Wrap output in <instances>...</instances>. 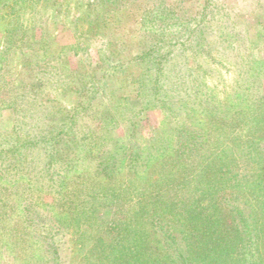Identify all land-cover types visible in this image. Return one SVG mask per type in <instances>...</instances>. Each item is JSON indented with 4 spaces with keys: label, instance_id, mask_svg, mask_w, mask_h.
Masks as SVG:
<instances>
[{
    "label": "rangeland",
    "instance_id": "obj_1",
    "mask_svg": "<svg viewBox=\"0 0 264 264\" xmlns=\"http://www.w3.org/2000/svg\"><path fill=\"white\" fill-rule=\"evenodd\" d=\"M172 32L182 35L179 41L184 46L156 50L171 51L168 58L173 61L165 67L174 71L172 75L179 72L172 87H195L203 81L216 103L232 98L237 106L242 100L239 108L244 117L239 119L236 115L237 119L231 120V126L224 131L222 123L206 120L205 124H210L205 131L207 146L201 150L204 154L190 161L167 159L146 150L149 144L160 140L161 126L170 124V118L161 109L150 107L134 113L135 131L131 136L130 124L121 120L124 113L138 109V87L144 89L152 81L153 71L148 70L149 62L145 60L147 52L158 49V44L168 40ZM196 32L201 34L199 40L205 38L201 43L209 45L204 51L202 44H197ZM253 60L257 65L252 64ZM33 70L40 71V79L35 88L30 87L32 93H26L27 98L22 99L24 106L30 105L29 101L40 103L49 115L38 110L36 114L27 111L23 112L26 116L15 117L16 100L10 96V89L16 85L11 84H15L19 74L26 77ZM81 103L90 106V113L76 123L65 122L66 112L72 113ZM125 105L127 109L120 110ZM253 120H264V0H0V150L16 149L18 139L22 143L40 136L41 140L48 136L47 126L56 131L64 122L66 133L70 134L79 135L90 126L107 128L105 135L113 141L100 150H115L117 160H123L112 176L105 177L104 173L96 174V163L87 158L82 168L64 172L60 182L42 168L45 150L39 154L22 148L20 154H8L6 164L11 168L34 164L23 168L26 170L16 177L0 169V264H53L48 251L52 248L58 252V264H106L96 257L105 235L116 239L113 246L121 248L139 246L134 238L139 239L141 232L155 234L150 210L155 211L156 202L164 228L178 230L187 223L191 209L190 214L181 210L164 215L162 206L182 198L203 201L204 194L198 190L204 188L205 180L198 187L200 177L186 176L187 183L195 180L193 187H168L162 182V175L176 167L190 169L199 164L202 168V160L219 157L221 153H225L223 161L227 168L222 181L233 185L232 194L240 193L243 200L256 205L260 216L264 215V209L254 204L250 195L256 189L255 178H264V162L245 161L244 153L253 152L252 147L240 148L245 142L258 143L253 147L264 153V134L255 141L243 140L247 137L243 127ZM67 142L63 139L57 145V157L62 163L75 151ZM134 145L141 162L132 166L128 160ZM234 158L236 167L232 164ZM212 179L211 183L218 181ZM9 198L17 201L16 206L39 204L38 213L65 216L70 225L67 229H54L51 248L47 246L49 233L45 235V228L51 224L48 219L40 223L43 228L33 225L31 229L25 220L26 213L13 212ZM258 227L255 229L261 233L252 231L247 238L259 244V253L255 258L247 255V264H264V226L262 230ZM29 231L36 232L35 237L30 238ZM124 234L128 239L122 237ZM150 241L145 246V258L151 259L158 252L166 254L160 247L151 255L156 246ZM256 244L249 242L248 246ZM169 261L159 262L173 264V260Z\"/></svg>",
    "mask_w": 264,
    "mask_h": 264
},
{
    "label": "trees",
    "instance_id": "obj_2",
    "mask_svg": "<svg viewBox=\"0 0 264 264\" xmlns=\"http://www.w3.org/2000/svg\"><path fill=\"white\" fill-rule=\"evenodd\" d=\"M192 33L193 31L190 32V34ZM202 34L204 35L206 32L202 30ZM196 35L198 36L199 41L197 44L204 43V36H202V38L199 40L201 34L196 32ZM181 36L182 35H179L177 32H172L168 40L158 44L160 45L159 48L157 47L158 49L149 50L147 52L145 60L147 64L149 62L148 70L153 71L151 74L152 77L150 79V81H152L148 83L144 89H140L138 87V109H131L129 114L124 113L121 120L123 123L127 122L130 124V128L132 130H129V136H131V132L135 131L134 126L136 122L134 121V113L143 109H148L150 107L161 109L164 114L170 118L171 125H162L160 128V140L149 144V147L146 148V150L148 149V153L150 150L154 153L165 156L167 159H171V157H173L174 159L190 161L192 158L204 154V152L202 153L201 150L205 148V145L207 146L205 131L207 126L210 124L207 123L206 125V120L207 122L210 121L216 124L222 123L223 127L221 131H224L225 128L231 126L229 124L231 120L237 119L235 118L236 115L241 117L239 119H242L244 116L240 114L241 112L239 108V105H242V100L237 103V106L233 103L232 98L229 100L225 99L222 103H219L218 101L216 103L210 92H206L207 86L203 81L198 84L196 83L195 87L192 86L185 88L183 87L184 84L182 87H172L173 84L171 83L174 82L173 78H177L179 72L176 75H172L174 71L171 72V70H168L165 67L167 63L173 61V59L168 58L171 51L167 52L165 50V52L160 53L156 50L162 49L163 47L173 48L178 46L179 48V46H184V44H182V42L180 43L179 41V37ZM197 44L196 46H199ZM200 47H202L201 50L204 51V48L209 47V45L206 46V44H202ZM256 63L257 62L254 60L252 61L253 65H257ZM39 73L40 71L33 70L31 73H28L26 77H24L22 74H19L16 77L15 84L14 82L12 84L10 82L8 83L11 85H16L14 89H10V96L13 98V100H16L14 102L15 108H13V115L15 117H21L22 115L26 116V114H23V112L27 111L29 113L31 111V114H36V111L38 110L45 112L43 110V105L41 106L40 103L29 101L28 103L30 105L24 106L25 101L23 102L22 100L27 98L26 93H32L30 91V87L35 88L34 85L39 82ZM168 85L171 86L170 89L166 88ZM8 87L10 88L9 85ZM26 87L28 88L25 89ZM33 94H35V92ZM199 95H201L200 98ZM257 101L258 100H256V102ZM256 102H254V104L258 105ZM254 104L253 106H256ZM49 106L50 105H48V107ZM126 107L128 106L125 105L120 110H125L127 109ZM46 108L47 107H44V109ZM89 109V105H85L84 103L79 104L77 108L72 111V113L66 112L67 117L65 118V122L71 121L76 123L82 119L85 114L90 113L91 110ZM88 111L89 113H87ZM48 115L49 113L47 112L46 116ZM65 127L66 123L64 122L60 127H58L56 131H51V129L49 130V127L47 126L45 131H47L48 136L43 137V139L40 140V136H36V138H33L32 140L26 139L22 143H20L18 139V146L16 149L11 147L8 150H0V169L3 171V173L9 174L11 177H16L18 176L19 172L31 167L34 164L32 161L34 162L37 156L34 157V160L33 158L31 159V166L30 164L27 167H22V165H14L11 168L6 164L8 154H20V149L28 148L31 149V152L36 151V153L45 150V157H43L45 159L41 157L44 162L42 168L46 169L45 172L50 178H55V180L60 182H62V179L64 178V172L69 173L82 168L84 165H82V163H84V160L87 158H91L92 162L94 161V163H96V174L104 173V175H106L105 177H110L114 174V172H116V170H118V164L123 162V160L120 162L117 160L116 156L113 154L115 150L111 151L110 148L106 150H100V148H102L104 145H109L113 141L111 136L109 137V135H105L107 128H94L93 126H90L87 131L80 132L78 135L76 133H66L67 129H65ZM263 130L264 120H253L252 123H245L243 131L246 133L247 137H245L246 139L243 138V140L255 141L260 135L264 134L262 133ZM40 134L41 132H39V135ZM63 139H66V142L69 140L70 142H67L71 145L69 148H74L75 150L64 163H62L59 157H57V145H59ZM256 144L258 143H252L249 145L247 142H245L243 145L241 144L240 148L244 146L245 149V147L248 145V147H252L250 150L253 151L250 153H244L245 161L248 162L253 160L256 164L259 162H264V153H262L260 150H255ZM253 146H255V148ZM95 148L98 149L96 153H94ZM122 151L125 153L124 149ZM82 153H84V155H82ZM138 154V147L134 145L133 149H131L129 153L130 157L128 164H131L132 166H134L133 164H140L141 160L140 155ZM213 154L214 153H212V155ZM223 154L225 153H221V156L219 157L213 156V158L210 160H202L204 163L202 168L199 167V164L195 167L191 165L190 169L186 167H176L173 169V171H165L162 175V182L169 184L167 185L168 187L172 185L175 186V184L177 186L181 184L180 186L183 187H193L195 180L194 182L189 181L187 183L186 176H190V178H194L196 176L200 177V183L198 184V187L203 185L202 180H205L204 188H200L198 190V192H201V195L204 194L202 199L203 201L195 202L194 200L190 201L188 198H182L183 200L180 202L176 203L173 201L169 205H163L161 208V211L164 213V215L171 214L172 212L179 213L181 210H183V212H187V214H190L189 212L191 209L190 218L189 216L187 217L188 220H186L187 223H185V225L181 226V228L178 230L176 228L165 229L161 224L160 215L157 212V209L160 207L156 202L153 205L155 211L152 212L150 210L152 214L151 227L154 229L155 234L150 233L149 235L147 232H141L143 234H139V239L134 238L137 239L136 241L140 242L138 243L139 246H123L121 248L113 246L116 239H109L107 234L105 235V242L103 246L100 249H96V257L99 258L101 262H106V264H142V259L143 262L145 259L148 261L144 262V264H161L163 259L170 260L169 262L173 260V264H247V261L249 260L247 259V255L250 258H255L257 253H259V244H256V241L252 243L251 239L249 240L248 238L251 236L252 231H258L255 229V227L257 228L259 226L258 228L262 230V227L264 226V215L262 214L260 216L257 213L256 205L253 206L252 203L243 200L242 196H239L240 193L236 192L232 194L233 185L222 181L227 173V168L224 166L225 163L223 161ZM126 156L127 154L124 155L125 158ZM236 157L238 158V156ZM235 160L236 158L232 159V164L236 167L237 165L234 163ZM125 161L126 159L124 162ZM189 170L190 173L187 174L186 171ZM191 170L193 171L191 172ZM206 176H208L210 179L213 178L212 180H216L218 178V181L216 183H211L214 181H211L210 179H207L206 181ZM255 181L257 184L255 186L257 190H252V194L250 193V195L253 196L254 204H258L259 207L264 209V183H262L264 178H260V175H258L255 178ZM11 194L12 193H10V196ZM17 194L18 193H16V195ZM257 194L259 195V198H257ZM12 199L13 198L10 199L13 204L12 211L16 213L20 212L21 215L26 213L27 217H25V220L31 229L33 225L35 227L36 225L42 227L43 223H40L46 218L48 219V222L51 224L48 228H45V235L46 232L49 233L50 238L47 242V246L51 248V234L54 232V229H67L70 225L69 219L65 216L59 218L56 215H52V213H47L48 215L43 213L44 216L42 213H38L37 206L39 207V204L30 202L26 205H21L19 203L18 206H16L17 201ZM187 199L189 201L183 202ZM63 203L64 202L62 200L60 205ZM187 203L189 205L188 207H186ZM236 203H238V205L240 204L239 207H237L238 205H235ZM177 204L181 205V208L178 209ZM147 208H149V206H147ZM36 213L38 217H36ZM39 214L41 215L39 216ZM28 233H32L30 238L31 236L35 237L36 232L29 231ZM125 233H129L128 229L125 230ZM166 233H168V237L165 236ZM260 233L261 232L258 234ZM126 234H124L122 237L126 236ZM128 237L129 236H126L125 238L128 239ZM150 240H152V243L154 246H156L154 249H152L151 255L153 252H157L156 250H159L160 247V251H165L166 254H160L158 252V254L156 253L155 255H152L153 258L151 259L145 258L147 253L146 247ZM249 242L252 245H256L250 247L248 246ZM250 249L251 251L249 252ZM48 251L49 253H52L50 256L51 262H53V264H58L59 257L56 248L49 249Z\"/></svg>",
    "mask_w": 264,
    "mask_h": 264
}]
</instances>
